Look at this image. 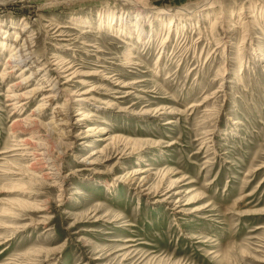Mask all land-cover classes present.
I'll return each mask as SVG.
<instances>
[{
    "label": "rangeland",
    "instance_id": "obj_1",
    "mask_svg": "<svg viewBox=\"0 0 264 264\" xmlns=\"http://www.w3.org/2000/svg\"><path fill=\"white\" fill-rule=\"evenodd\" d=\"M23 43L56 101L12 130L44 92L0 77V264H264V0H0Z\"/></svg>",
    "mask_w": 264,
    "mask_h": 264
},
{
    "label": "bare ground",
    "instance_id": "obj_2",
    "mask_svg": "<svg viewBox=\"0 0 264 264\" xmlns=\"http://www.w3.org/2000/svg\"><path fill=\"white\" fill-rule=\"evenodd\" d=\"M168 23L169 24H173V18L172 17L168 18ZM17 39H19L18 35L16 36V39L14 40L15 41L14 43L17 42ZM165 40H167V38ZM29 50L30 49L27 48L25 46V44L22 45V46L20 45L19 47L13 49L12 52H11V55L7 58V61L5 63V67H4L3 71L0 73V77H3V79L6 78V77H9V76H12V75H14L16 73L18 75V79H20L13 86L10 87L11 90H9V92L10 93L12 92V94L10 96H8L9 97V101H11V103H12L11 106L15 108L14 109L15 111H20L21 112L28 104L33 102L36 99V97H38V95L41 92H44V94L42 95V97L40 99V104L37 106V109L32 111L30 113L29 117L24 118V119H20V120L17 119L18 121L14 122L12 124V126H11L12 130L13 129H16V130L20 129V131L22 133H24L25 130H27V129H32L33 127H36L35 126V124H36L35 120L36 119L34 120L32 118L35 115L36 111H39V113L41 111L44 112L45 110H47V107L51 108L54 105L55 101H56V94H55V92H54V90L52 88H50L48 90H45L43 88H34V89H30V90H28L26 92L24 91V92H22L20 94L17 93V91H19L18 89L22 88L23 85H27V84H29L32 81V76L33 75H35V77L37 75H39V74H32L31 73L26 78L22 79L26 75V73L28 71L32 70V66L31 65L28 68L21 69V66L23 64H25L26 62L31 60V57L29 58L30 60L28 59V57L32 55V53L29 52ZM30 64H32V63H30ZM70 69L71 68H69V67H65V66L62 67V73H63L62 76H63V79H66L65 83H67L68 81H71L68 77H70V76L74 77V75H76L74 72L73 73H68ZM74 101L75 102H81L83 100H74ZM59 109L60 108H53L52 109V112H53L55 117H57V116H67V115H63V113ZM67 111H68V109H67ZM67 111L65 110L64 112H67ZM76 115L83 116V114L81 112L77 113ZM86 119H88V118H87L86 115H84L81 118V120L79 119L78 121L81 122V121H85ZM171 123H172V121H167V122L164 123V125H169ZM24 124L26 125V127H24ZM90 131H91V128L86 130V132H90ZM36 133H38V131H36ZM104 140H106V139H104ZM16 149L17 150H21L23 152L30 151V154L27 153V155H31L33 161L36 162L37 165H38L37 166L38 168H32L34 170L33 172H37L38 170H40V172L42 170L43 171L49 170L50 164L53 163L51 161L52 155L49 153L47 147H44V146H42L40 144H37L34 140L33 141L32 140H27V139L20 140L18 142V144L16 145ZM17 150H14V151H17ZM53 167H55V166H53ZM137 172L144 173L145 171L137 170ZM41 175H42L41 177H44V179L50 178V174L49 173H46V174L44 173V174H41Z\"/></svg>",
    "mask_w": 264,
    "mask_h": 264
}]
</instances>
